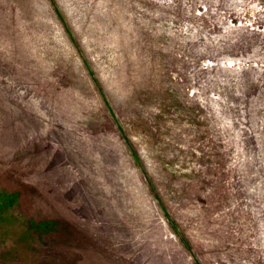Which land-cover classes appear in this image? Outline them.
<instances>
[{
	"label": "rangeland",
	"instance_id": "1",
	"mask_svg": "<svg viewBox=\"0 0 264 264\" xmlns=\"http://www.w3.org/2000/svg\"><path fill=\"white\" fill-rule=\"evenodd\" d=\"M0 264H264V0H0Z\"/></svg>",
	"mask_w": 264,
	"mask_h": 264
}]
</instances>
